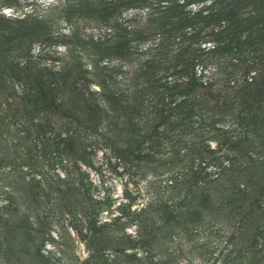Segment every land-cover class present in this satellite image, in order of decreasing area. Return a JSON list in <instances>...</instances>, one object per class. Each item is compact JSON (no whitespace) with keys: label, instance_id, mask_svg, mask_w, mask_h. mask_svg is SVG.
Returning a JSON list of instances; mask_svg holds the SVG:
<instances>
[{"label":"trees","instance_id":"16d2710c","mask_svg":"<svg viewBox=\"0 0 264 264\" xmlns=\"http://www.w3.org/2000/svg\"><path fill=\"white\" fill-rule=\"evenodd\" d=\"M59 2L45 10L62 30L0 12V264H50L32 213L46 200L51 217L81 215L86 256L59 245L61 264L173 260L175 237L214 229L229 246L251 226L264 259V0ZM100 149L126 177L121 201L92 196L80 168ZM149 169L164 189L137 187Z\"/></svg>","mask_w":264,"mask_h":264},{"label":"rangeland","instance_id":"374dc122","mask_svg":"<svg viewBox=\"0 0 264 264\" xmlns=\"http://www.w3.org/2000/svg\"><path fill=\"white\" fill-rule=\"evenodd\" d=\"M31 0H17L15 4L9 8L2 7L1 13L5 16H19L27 14L28 12L33 11L34 14H42L47 18L51 19V24H56L54 29L62 30V25L64 24L61 20L59 10H45L46 5L55 6L60 0H36L34 3H30ZM60 3V2H59ZM28 4H30L28 6ZM84 163H80V168L84 170L88 179L92 182L90 192L94 197H100L102 194H108L110 198L115 199L116 201H121V188L125 182V176L121 175V170L116 161L113 160L110 155H108L103 150H97L94 153L87 155L84 159ZM153 170H147V173L143 172V180H139L140 177H137V187L143 191L147 187H151L157 190H162L166 186L163 185L164 180L167 175L162 172H151ZM135 180V179H134ZM25 201H23L24 203ZM22 204V203H21ZM50 200L43 201L32 213L40 214L45 218L42 220V229L47 232L49 236L53 239L54 243L49 242L48 239H45V242L42 247V252L45 255L47 252L52 256L50 264H61L59 262L58 256L56 254L57 248L59 245L64 248L67 258L79 257L80 259L84 258L87 253L86 245L83 241H80L74 231L71 229L73 225H70L71 222L74 223L75 228L81 229V217L80 211H76V214L70 208H67L64 212L62 209L61 213L55 214L54 217L49 215L48 207ZM24 206V204H22ZM74 206V205H73ZM71 210V212H70ZM78 210V209H76ZM75 216L73 219L72 217ZM29 216L35 217V215L30 214ZM81 216V215H80ZM79 221V222H78ZM229 229L230 226H226ZM128 233L132 234V229L127 230ZM210 233V234H208ZM252 226L249 227V231L245 237V240H239V238L233 237L231 244L228 246L227 238L229 237L222 235L216 230H210L204 234L195 236L190 239H185L183 236L175 237L171 242L167 244V251L171 252L176 250L174 254L176 257H173V260H161L158 261V258H161L159 254L154 255V260L152 264H264V259H261L263 252L256 254L259 250L258 246L251 244L250 240L252 239ZM225 249L222 247L225 245ZM251 245V250L249 254H244L239 251L244 248L246 244ZM258 243V242H257ZM262 245V242H261ZM229 247L236 250L235 255H229L225 258L223 255L226 251H230ZM141 252L138 250V254ZM142 254H140L141 256ZM236 257L237 260L234 263H231V259ZM63 261V260H62ZM164 261V262H163Z\"/></svg>","mask_w":264,"mask_h":264}]
</instances>
